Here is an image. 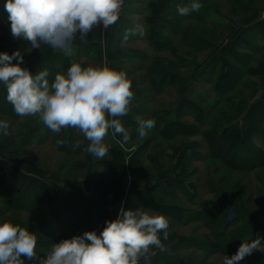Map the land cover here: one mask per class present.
Listing matches in <instances>:
<instances>
[{"label": "rangeland", "instance_id": "rangeland-1", "mask_svg": "<svg viewBox=\"0 0 264 264\" xmlns=\"http://www.w3.org/2000/svg\"><path fill=\"white\" fill-rule=\"evenodd\" d=\"M149 1L141 0V2L132 4L133 8L138 7V13H141L142 10L144 13H141L143 15L135 14L134 23L131 21L125 23L126 15H131L132 11L127 12L129 0H123L119 19L114 25L109 26L107 29L103 26L94 27L86 38L87 42H82L77 36L73 46L79 43L101 44L100 57L93 60L84 58L85 67L89 65L102 66L106 63L109 68L113 69L112 56L116 55L120 50L122 52L125 51V53L128 52L129 55L123 58L124 65L131 70L127 77L134 89L144 90L150 99L139 102L133 101L130 103L128 114L123 117L130 116L135 123H138V120L141 119H154L156 121L158 117L170 118L172 113L174 114V109L177 107L178 102L186 98L187 107L189 106V108L183 110L180 118L181 123L193 128L194 126H199V129H201L199 134L192 138L181 137L174 141H168L159 133L158 129L161 127L155 124L152 129L147 131L145 136L140 137L136 130L137 134L131 137L133 136L134 126L123 125L131 137L127 143H120L127 152L129 181L123 197L114 206L106 208L99 201V197L95 192L97 183L94 178V172L103 170V167L95 165L99 159L87 152L86 149L89 142L82 133L71 128L64 129L70 132L75 142H81L79 154L66 153L62 150L66 146L65 141L64 144H61L63 147L53 143L52 136L55 133L51 132L43 124L39 115L10 118L0 113V121H6L9 124L8 131L10 133L8 136H4L0 132V158L6 169L7 182H12L18 174L24 173L26 178L41 179L59 188L65 196L64 201L48 203L32 210L14 209L3 212L4 207L0 205V223L4 220H9L14 224L27 228L31 232L33 225L53 221L61 211L70 208L76 201L77 204L78 202L80 203L83 211L88 214L86 220H84L99 234L106 226V221L116 219L120 208H124L127 200L133 197L140 189L160 184L166 186L168 182L178 178L177 175L180 168H178L177 164L183 158L186 161L185 168H183V173L186 175L184 179L191 193L195 192L194 188L196 186L200 197L214 199L215 195L211 193L206 183L207 178H211L219 183L222 189V191L220 190L221 192L229 193L235 199L234 203L239 208L248 210L264 225V167L260 165L256 168L237 170L221 159L209 158L207 156L208 149H206L207 143L202 132L210 128L212 125L210 121L213 120L214 122L216 118L221 117L225 110L227 113L232 114L230 107L241 98H245L248 104H252L253 102H258L264 95V51L261 50V47L264 46V34L262 32L256 31L254 33L251 30H247L243 35L240 34L242 35L241 38L246 36L250 39L248 46L251 45L254 50V55H251L253 69L250 74H247L240 81L235 92L231 94V100L223 102L217 109L211 110L208 121L206 120L205 123L200 121V118L203 117L200 110H206L207 113L209 111L208 104L214 102L216 98L214 85L218 78L220 67L219 65H212L216 60L220 61L222 59V52L226 51L229 42L233 39V42H235L236 38L239 37L237 32L238 23H245L246 26L244 28H248L249 24L263 19L261 24L264 26V0H211L208 4L202 5L201 11L212 10L210 15L216 18L217 21L207 23L189 21L184 22V24L194 27L197 33L203 35L209 41L207 43L208 48L199 53L192 52L189 57L187 55L188 49L177 41L180 51L186 54L188 59L182 66L178 65L176 67V83L169 86L165 92L159 95L149 89L151 85L146 68L153 62L152 59L157 56H155L156 53H154L148 43L146 35L144 34L143 37L139 35L131 36L126 43L123 42V35L127 29L142 27L144 33H146L148 26L144 24V16L146 15ZM26 44H29V42L12 37L9 22L0 23L1 48L4 50H16L18 46ZM255 47L261 49L256 52ZM48 48L51 47L42 44L38 48L30 47L25 49L21 52L23 56L21 67L27 68L32 61L38 59L43 51ZM247 49L249 48L247 47ZM141 51L150 57L147 60L143 59L139 53ZM158 55L163 61L171 62L177 60L168 50L161 51ZM12 63L15 64L17 61L13 60ZM138 65L142 67H138ZM2 86L0 84V87ZM196 116L198 117L196 118ZM37 128H43V130L49 132L51 137L43 144L35 146L32 144L35 139L32 138L38 137ZM121 138V135L113 137L112 131L109 130L108 135L104 138V143L107 140L120 141ZM148 140L151 141L148 142ZM197 140L201 144L196 143L190 148L191 143L193 144ZM254 142L257 146L264 149V137L261 134L255 136ZM142 146L145 147L142 149ZM192 151L194 152L193 159H186L187 154L190 155ZM106 157H110V151L104 158ZM133 157L135 159L134 166L130 163ZM77 160H83V164H77L78 166H76L74 161ZM155 194L159 195L157 191ZM180 196V199L183 200L182 202L167 198L162 200L166 203L182 204L190 207L191 204L186 201V196L183 192L180 193ZM97 202H99L101 207ZM106 209H111L108 217L102 215ZM139 210H150L152 213L167 217L166 212L158 211L157 209L141 207ZM237 212V207L231 205L227 218L229 220L233 219ZM58 220L57 218L55 221L57 222ZM168 221L171 227L168 231L176 235L163 241L169 250L167 252H159L157 250V255L151 258L150 264H157L158 262L169 263L176 259L183 260V264H222L224 255L207 253V251L194 248L193 246H187L191 245L190 242L186 243L191 241V237L212 241L210 237L212 231L209 228L199 222L178 226L176 223H172L173 221L171 222L169 218ZM41 240L44 243L48 242L45 245L37 244V251L41 252L39 256L43 258L44 252L50 251L52 244H49V238L43 237ZM178 241L187 245L183 244L171 252L170 248ZM238 247L237 245L235 246L236 251ZM253 253L260 254L264 252L257 250ZM143 262L144 260L142 259L139 264H143ZM26 264H28L27 261ZM239 264H248V259L241 260Z\"/></svg>", "mask_w": 264, "mask_h": 264}, {"label": "trees", "instance_id": "trees-1", "mask_svg": "<svg viewBox=\"0 0 264 264\" xmlns=\"http://www.w3.org/2000/svg\"><path fill=\"white\" fill-rule=\"evenodd\" d=\"M211 0H195L202 5L208 4ZM141 2V0H129L127 12L132 11L131 15H126L127 22H135L134 15H143L138 13L137 8H133L132 4ZM194 0H150L144 16V24L148 26L145 33L148 43L150 44L154 53H156L153 62L146 68L147 76L149 78L150 90L156 95H159L176 83L177 73L176 67L182 66L186 63L188 56L194 53L202 52L208 48V40L203 35L197 33L192 26H187L184 22L198 21L202 23L215 22L216 18L210 15L212 10L208 11H190L188 15H180L177 11L178 6H189ZM6 0H0V23L9 22L8 13L4 9ZM209 13V14H208ZM219 21V20H218ZM10 23V22H9ZM131 25V24H130ZM129 25V26H130ZM248 30L256 33V31L264 34V26L257 23ZM177 37V38H176ZM242 35L236 38L235 42L229 44L226 51L223 52L220 61L216 60L212 66L219 65L220 71L218 78L214 85L215 101L209 105V111L201 109L203 115L200 118L201 123L209 120L211 110L217 109L223 102L231 100V94L235 92L239 86L240 81L250 74L253 69L251 59L253 49L251 45L248 46L250 39ZM176 38V39H175ZM246 38V40H245ZM181 45L188 49L187 55L180 51ZM30 44L18 46L16 50H4L0 47V53L23 52L30 48ZM101 44L79 43L73 46L72 55H65L62 50L48 48L43 51L38 59L32 61L27 69L33 74H37L41 70L47 69L49 72V82L54 79L57 73H66L73 61L80 63L85 67L83 59H98L100 57ZM247 47L249 49H247ZM253 47V46H252ZM256 52L261 48L255 47ZM247 49V50H246ZM170 51L177 60L171 62L163 61L159 58L158 53L161 51ZM142 58L147 60L150 56L145 52H139ZM128 52L120 50L116 55L112 56L113 69L116 71H123L126 74L131 73V70L124 65L123 58L128 56ZM131 56V55H130ZM140 65H138L139 67ZM142 67V66H140ZM131 90L134 93V98L131 103L148 100L150 97L144 90L134 89L131 85ZM6 89L4 86L0 87V113L1 115L10 118H19L13 106L6 99ZM146 98V99H145ZM205 101V100H204ZM254 103V104H253ZM248 104L245 98H241L236 104L230 107L232 114L223 112L221 117H218L210 123L211 127L202 131L204 139L206 140L208 149L207 156L212 159L223 160L229 166L237 170H244L248 168H256L258 166L264 167V149L255 144L254 138L261 134L264 137V95L258 102ZM186 98L178 102L174 109V114L170 118H157L156 125L159 128V133L168 141H174L177 138H192L199 134V126L191 127L181 123V115L183 110L187 107ZM248 106H250L248 108ZM186 107V108H185ZM248 108V109H247ZM191 110V109H190ZM192 111V110H191ZM198 116H196L197 118ZM122 125L134 126V137L137 132L138 123H135L130 116L119 117ZM134 122V123H133ZM39 134L33 140V145H41L48 141L51 137L49 132L43 128H37ZM130 137V139H131ZM63 139L66 146L63 151L66 153L79 154L80 148H74L75 140L69 131L61 130V133L52 136V142L57 144V140ZM123 137L120 139L122 141ZM107 140V139H106ZM151 140H148L150 142ZM201 142L197 140L192 145ZM64 144V143H63ZM109 146L110 157L97 160L95 165L103 167V170L94 172L96 180V194L99 201L106 207L110 208L117 204L123 197L126 185L129 181V173L127 168V152L122 148L118 141H105ZM58 145V144H57ZM145 146H142V149ZM179 148V147H178ZM194 152L187 154L186 159H193ZM134 157L130 160L134 166ZM75 165L83 164V160L74 161ZM78 164V165H77ZM186 161L181 158L177 166L178 178L168 182L166 186L156 185L149 190H140L133 197H131L125 204V210H139L141 207L157 209L158 211L166 212V216L171 219L172 223L178 226L188 225L189 223L199 222L210 229L212 241H206L202 238L191 237V243L177 242L172 245L170 251H175L183 244L193 246L194 248L207 251V253H217L231 257L236 253L235 246H239L243 240H251L257 237L264 238V225L260 223L248 210L239 208L234 203L235 199L229 194L221 192L222 189L219 183L211 178H207L208 188L211 193L215 195L214 199L202 198L199 196V191L191 193L185 183V176L183 168H185ZM193 186V185H192ZM217 186V187H216ZM221 190V191H220ZM159 195H156L155 192ZM184 193L186 201L191 204L190 207L182 204L166 203L162 199L167 198L173 201L182 202L180 193ZM198 198V200H196ZM65 200L64 193L57 187L39 179L26 178L24 173L17 175L12 182H7V174L4 163L0 158V205L4 207L3 212H8L14 209H28L32 210L38 206H43L48 203H58ZM184 203V202H183ZM235 205L238 212L233 219H228L229 207ZM1 212V211H0ZM1 215V213H0ZM59 219L57 222L56 219ZM56 224V225H55ZM174 226V224H173ZM31 232L38 237V243L45 245L48 242H42L41 239L49 238V244L59 242L64 239H71L73 236L83 235L88 231H94V228L89 226L83 217L76 209L70 207L54 218L51 222H44L42 224H35L32 226ZM54 227V228H53ZM169 228H171L169 226ZM54 230V231H53ZM169 230V229H168ZM169 232V231H168ZM163 238V233L160 234ZM174 235L169 232L168 239ZM189 239V238H183ZM186 241V240H185ZM213 246V247H212ZM259 255V256H256ZM166 259V258H164ZM248 264H264V253L246 256ZM183 260L176 259L169 263L158 262L157 264H183ZM143 264H145L143 262Z\"/></svg>", "mask_w": 264, "mask_h": 264}, {"label": "clouds", "instance_id": "clouds-1", "mask_svg": "<svg viewBox=\"0 0 264 264\" xmlns=\"http://www.w3.org/2000/svg\"><path fill=\"white\" fill-rule=\"evenodd\" d=\"M123 7V0H6L10 31L14 39H22L38 48L42 44L72 55L77 36L82 42L94 27L107 29L114 25ZM201 4L178 6L180 15L199 11ZM144 29H127L123 42L131 36H144ZM16 60L17 63H12ZM22 54L0 53V84L6 89V99L20 117L39 115L53 133L75 129L89 142L87 152L97 159L109 152L104 138L112 131L127 143L129 133L119 117L128 114L134 98L131 81L123 71L102 66H82L73 61L66 73H57L49 82L47 69L33 75L21 67ZM155 126L154 119L138 120L140 137ZM9 124L0 121V132L8 136ZM64 143L63 139L57 144ZM77 141L73 147H80ZM168 218L150 210L120 208L116 219L106 221L97 234L83 235L53 243L43 258L37 251L38 237L27 228L9 220L0 223V264H139L141 258L150 264L151 258L169 249L163 243L169 237ZM163 233V238H161ZM264 252V238L243 240L235 254L225 255L222 264H239L254 251Z\"/></svg>", "mask_w": 264, "mask_h": 264}, {"label": "crops", "instance_id": "crops-1", "mask_svg": "<svg viewBox=\"0 0 264 264\" xmlns=\"http://www.w3.org/2000/svg\"><path fill=\"white\" fill-rule=\"evenodd\" d=\"M261 20H263V19H261ZM261 20L259 19V21L258 20H256V21H254L253 23H251V24H249L247 27L248 28H244L246 25H245V23L244 24H241V23H238V28H237V32H238V35H240V34H244V33H246L247 32V30L249 29V28H251L252 27V25L254 24H257V23H261ZM258 21V22H257ZM244 28V29H243ZM242 31V32H241ZM234 40V39H233ZM233 40L232 41H230L229 42V44H231L232 42H233ZM262 49L261 50H263L264 51V46L263 47H261ZM224 52V51H223ZM222 52V53H223ZM152 187V186H151ZM151 187H149V188H143L144 190H149ZM142 189V190H143ZM141 190V189H140ZM77 200V199H76ZM97 201V200H96ZM128 201V200H127ZM98 203V205L100 206V204H99V202H97ZM72 208H74V209H76L77 211H78V213L83 217V219H85L86 220V216L88 215L86 212H84L83 211V209H82V207L80 206V203L78 202V204H77V202L75 201L74 202V204H72V206H71ZM101 207V206H100ZM112 209V208H111ZM111 209H106V210H104L105 212H104V214H102V215H104V216H106V217H108L109 216V213L111 212ZM100 213H102V212H100ZM101 215V214H100ZM142 260V259H141Z\"/></svg>", "mask_w": 264, "mask_h": 264}]
</instances>
